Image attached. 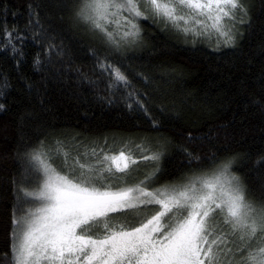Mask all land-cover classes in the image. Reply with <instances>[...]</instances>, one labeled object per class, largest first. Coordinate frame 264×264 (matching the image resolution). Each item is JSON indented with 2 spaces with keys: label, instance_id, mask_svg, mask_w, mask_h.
Wrapping results in <instances>:
<instances>
[{
  "label": "trees",
  "instance_id": "obj_1",
  "mask_svg": "<svg viewBox=\"0 0 264 264\" xmlns=\"http://www.w3.org/2000/svg\"><path fill=\"white\" fill-rule=\"evenodd\" d=\"M80 5L0 0V264H10L14 214L30 206L24 193L43 177L33 150L55 156L61 142L73 155L131 148L134 180L158 166L153 189L231 161L247 199L264 204V0H244L232 45L215 33L185 36L153 18L137 20L134 41L121 38L125 21L109 24L113 43L77 17ZM108 65L128 77V89L109 88ZM128 91L145 107L129 108ZM153 153L158 162L141 159Z\"/></svg>",
  "mask_w": 264,
  "mask_h": 264
},
{
  "label": "snow or ice",
  "instance_id": "obj_2",
  "mask_svg": "<svg viewBox=\"0 0 264 264\" xmlns=\"http://www.w3.org/2000/svg\"><path fill=\"white\" fill-rule=\"evenodd\" d=\"M240 13L247 14L244 0H81L76 15L113 43L109 24L119 28L125 21L121 38L134 41L137 20L153 18L185 36L215 33L232 45L236 23H244ZM107 67L114 78L109 88L130 87L125 74ZM128 98L129 108L136 102L145 107L134 91ZM50 153L36 149L31 155L44 179L25 191L27 212L19 215L18 208L13 216L10 264H264V204L247 199L229 172L231 161L153 189L158 166L134 180L138 160L127 146L118 154L92 148L73 155L61 142L56 155ZM141 159L158 162L160 153ZM254 240L262 242L258 249L250 247Z\"/></svg>",
  "mask_w": 264,
  "mask_h": 264
},
{
  "label": "rangeland",
  "instance_id": "obj_3",
  "mask_svg": "<svg viewBox=\"0 0 264 264\" xmlns=\"http://www.w3.org/2000/svg\"><path fill=\"white\" fill-rule=\"evenodd\" d=\"M30 169H31V171L33 172V173H35L36 171H35V169L33 168V167H31V166H28ZM27 173V172H26ZM30 173V172H29ZM27 175V174H26ZM43 179H44V177H41V181H38V186L42 183V181H43ZM38 186H36V189L38 188ZM36 189H34V190H36ZM25 200V199H24ZM156 206H158V205H156ZM27 210L28 209H26V211L24 212V214L27 212Z\"/></svg>",
  "mask_w": 264,
  "mask_h": 264
}]
</instances>
